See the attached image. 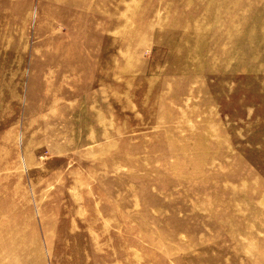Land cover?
<instances>
[{
	"label": "rangeland",
	"instance_id": "rangeland-1",
	"mask_svg": "<svg viewBox=\"0 0 264 264\" xmlns=\"http://www.w3.org/2000/svg\"><path fill=\"white\" fill-rule=\"evenodd\" d=\"M0 264H264V0H0Z\"/></svg>",
	"mask_w": 264,
	"mask_h": 264
},
{
	"label": "bare ground",
	"instance_id": "bare-ground-1",
	"mask_svg": "<svg viewBox=\"0 0 264 264\" xmlns=\"http://www.w3.org/2000/svg\"><path fill=\"white\" fill-rule=\"evenodd\" d=\"M189 23H190V22H189ZM188 25H189V24H188ZM191 27H192V26H191ZM181 29H182V28H181ZM179 30H180V29H179ZM125 61H126V60H125ZM128 62H129V61H126V64H127V65H128Z\"/></svg>",
	"mask_w": 264,
	"mask_h": 264
}]
</instances>
